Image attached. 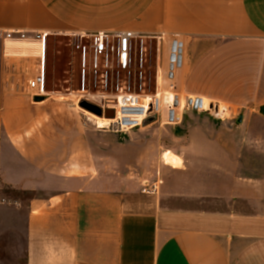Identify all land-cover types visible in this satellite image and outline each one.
<instances>
[{
  "label": "crops",
  "instance_id": "obj_1",
  "mask_svg": "<svg viewBox=\"0 0 264 264\" xmlns=\"http://www.w3.org/2000/svg\"><path fill=\"white\" fill-rule=\"evenodd\" d=\"M119 32L157 44L162 88L179 57L174 90L249 128L230 129L221 143V195H179L230 209L172 204L181 185L168 170L182 171L170 152L165 164L167 155L180 164L160 169L158 195L133 190L139 183L107 173L115 163L104 157L101 127L90 129L71 95L27 92L46 71L50 38ZM0 33H14L0 38V182L35 195L24 264H264V142L250 141L264 134L253 128L264 126V0H0Z\"/></svg>",
  "mask_w": 264,
  "mask_h": 264
},
{
  "label": "rangeland",
  "instance_id": "obj_2",
  "mask_svg": "<svg viewBox=\"0 0 264 264\" xmlns=\"http://www.w3.org/2000/svg\"><path fill=\"white\" fill-rule=\"evenodd\" d=\"M84 47L88 50L85 66ZM171 52L173 55L174 52ZM93 54L89 38H50L45 71L46 89L49 93L73 95L77 110L94 121L88 120L90 129H97L94 123L98 126V119L111 122L98 130L103 135L106 161L115 163L113 170L108 169L107 173L117 176L121 181L139 183V186L130 187L133 190L140 189L144 194L149 195L151 192L158 195L163 177L160 169L165 166L174 168L165 164L163 159L164 154L170 152L181 160L177 168L182 171L181 174H174L168 170L167 176L181 185L178 186V197L172 204L193 209H230L228 202L216 200L204 204L194 203L179 195L203 189L221 195L222 190L228 188L224 184L223 168L229 164L224 161L221 143L229 140L226 137L230 129L249 128L231 125L227 121L229 113L223 111L224 107L222 111L217 107L211 109L209 105L204 111L194 110L190 102L174 90L175 70L180 67L179 57L174 65L175 70L171 68L169 59V84L162 88L163 83L160 80L159 85L157 77L156 43H143L141 39H136L133 42L132 62L126 71L118 64L117 51L110 54L108 62L102 56L97 70L94 68ZM126 94L140 96L142 104L151 99L149 111L131 129L124 127L131 123L123 125L124 121L117 116V98ZM82 102L97 106L103 114L91 107H82ZM108 110L114 111L115 115L106 116ZM255 123L254 129L264 131L262 124ZM206 136L212 141L209 146ZM215 140L220 143L218 146H214ZM250 141L252 145H260L264 142V134ZM194 145L199 147L198 152H194ZM250 156L254 158L260 154L252 153ZM34 196L32 192L15 191L0 182V264H24L27 205ZM238 205L231 204L236 209L247 211Z\"/></svg>",
  "mask_w": 264,
  "mask_h": 264
},
{
  "label": "built area",
  "instance_id": "obj_3",
  "mask_svg": "<svg viewBox=\"0 0 264 264\" xmlns=\"http://www.w3.org/2000/svg\"><path fill=\"white\" fill-rule=\"evenodd\" d=\"M13 36L14 33H5V35L0 33V38H4V39H12ZM20 36L22 38H25V34H20ZM38 37L44 39L45 42L46 39L45 35H38ZM84 38H89L90 41L92 42V48L94 52L93 61H94V68L96 70L99 69V66L101 65L102 56H105L108 62L110 54L117 51L118 64L119 66H121L123 70L126 71L127 69L130 68L132 62L133 42L136 39H139L140 37H138L132 32H119V33H97L82 37L81 40ZM115 42L117 43V45H115ZM87 54H88V50L86 47H84L83 48L84 66L86 65ZM27 92L28 93L31 92L34 99H41L48 95L49 92L46 89L44 69L38 78L28 83ZM141 101L142 99L140 98V96L134 94H126L119 96L117 98V111L118 110L123 111L124 114L136 110L138 112H141L143 109L140 107L144 105L141 103ZM189 102L194 110L204 111L207 108L206 105L199 99H191ZM210 108L214 109L215 107L210 106ZM152 192H155V190Z\"/></svg>",
  "mask_w": 264,
  "mask_h": 264
},
{
  "label": "bare ground",
  "instance_id": "obj_4",
  "mask_svg": "<svg viewBox=\"0 0 264 264\" xmlns=\"http://www.w3.org/2000/svg\"><path fill=\"white\" fill-rule=\"evenodd\" d=\"M174 50L176 51L175 48H174ZM176 62L177 61L172 62V67L171 68L174 69V66L173 65H175ZM71 96H73V95H71ZM174 97H172V100H174ZM150 101H151V99L146 100L145 104L140 107V108L143 109L141 112H138L136 110V111H132L130 113L123 114V113L120 112V110H118V113H117L118 119H122L124 122H126V123L123 122V125L124 124H127V123H131L130 125H126L124 127H127L129 129L136 127V122L139 123L143 119L144 115L149 111L150 105H151ZM178 109H180V107ZM128 118H132L133 120H127ZM114 121H112V122L115 123ZM128 121H131V122H128ZM97 124L99 125V127L104 128L105 126H108L109 124H111V122H109V120H103L102 119V120H99V122L97 121ZM166 159H167V161H169L170 163H172V165L177 166V165L180 164L179 159H177L176 157H174L172 155H167L166 156Z\"/></svg>",
  "mask_w": 264,
  "mask_h": 264
},
{
  "label": "water",
  "instance_id": "obj_5",
  "mask_svg": "<svg viewBox=\"0 0 264 264\" xmlns=\"http://www.w3.org/2000/svg\"><path fill=\"white\" fill-rule=\"evenodd\" d=\"M81 106H82V107H86V106L91 107L92 109L97 110L101 115L103 114L102 109L98 108V107L95 106V105H92V104H89V103L82 102V103H81ZM111 114H112V116H114V115H115L114 111L108 110V111L105 112V115L108 116V117H109V115H111ZM242 121H243V119H242V117H241V118L239 119L238 122H239V123H242Z\"/></svg>",
  "mask_w": 264,
  "mask_h": 264
}]
</instances>
